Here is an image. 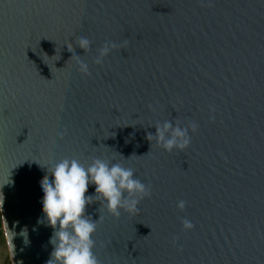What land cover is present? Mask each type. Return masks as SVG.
I'll return each mask as SVG.
<instances>
[{"label":"water","instance_id":"obj_1","mask_svg":"<svg viewBox=\"0 0 264 264\" xmlns=\"http://www.w3.org/2000/svg\"><path fill=\"white\" fill-rule=\"evenodd\" d=\"M125 39L92 62L105 41ZM166 120L197 124L183 151L147 139ZM61 158L118 162L151 190L138 213L86 207L99 264H264V0H0V211L12 264L50 257L41 181Z\"/></svg>","mask_w":264,"mask_h":264},{"label":"clouds","instance_id":"obj_2","mask_svg":"<svg viewBox=\"0 0 264 264\" xmlns=\"http://www.w3.org/2000/svg\"><path fill=\"white\" fill-rule=\"evenodd\" d=\"M128 43L127 39L119 44L105 41L97 49L98 54L92 62L103 65L113 50ZM91 45L92 41L85 36L79 37L76 44L85 54L91 51ZM69 51L73 52L78 71L90 76L88 63L75 54L74 49ZM155 128V135L149 133L147 139L154 137L164 150L171 153L173 149L183 151L190 145V131L194 133L197 124L190 122L182 127L176 120L174 123L166 120L162 124L157 123ZM66 132L67 129H64L57 135L62 139ZM46 168L49 175L41 181L44 216L38 221H46L53 229L49 241L53 250L46 264H99L93 252L97 221L86 214V207L94 201H103L108 212L117 218L121 209L130 214L138 213L140 201L152 194L150 188L135 176L132 168L100 158H94L87 167L77 159L61 158ZM89 185H95L94 195H86ZM176 207L183 211L186 201H177ZM181 224L186 231L195 227L187 218H181ZM12 239L9 236L10 244H13Z\"/></svg>","mask_w":264,"mask_h":264},{"label":"rangeland","instance_id":"obj_3","mask_svg":"<svg viewBox=\"0 0 264 264\" xmlns=\"http://www.w3.org/2000/svg\"><path fill=\"white\" fill-rule=\"evenodd\" d=\"M1 253L4 254V258H5L4 264H12L5 235L3 237H0V264H3V262H1L2 261Z\"/></svg>","mask_w":264,"mask_h":264},{"label":"trees","instance_id":"obj_4","mask_svg":"<svg viewBox=\"0 0 264 264\" xmlns=\"http://www.w3.org/2000/svg\"><path fill=\"white\" fill-rule=\"evenodd\" d=\"M4 236V232H3V223H2V215H1V211H0V237Z\"/></svg>","mask_w":264,"mask_h":264},{"label":"crops","instance_id":"obj_5","mask_svg":"<svg viewBox=\"0 0 264 264\" xmlns=\"http://www.w3.org/2000/svg\"><path fill=\"white\" fill-rule=\"evenodd\" d=\"M3 253H4V252H3ZM1 257H2V258H1V260H2L1 262H3V264H4V261H5L4 254L1 253Z\"/></svg>","mask_w":264,"mask_h":264}]
</instances>
